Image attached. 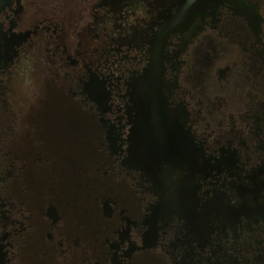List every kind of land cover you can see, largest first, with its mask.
Instances as JSON below:
<instances>
[{"label": "flooded vegetation", "instance_id": "1", "mask_svg": "<svg viewBox=\"0 0 264 264\" xmlns=\"http://www.w3.org/2000/svg\"><path fill=\"white\" fill-rule=\"evenodd\" d=\"M0 264H264V0H0Z\"/></svg>", "mask_w": 264, "mask_h": 264}]
</instances>
